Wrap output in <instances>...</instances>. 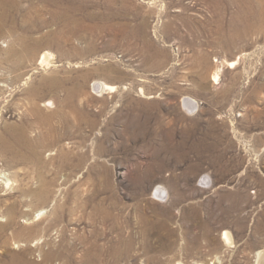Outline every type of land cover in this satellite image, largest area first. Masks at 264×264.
Masks as SVG:
<instances>
[{
	"label": "rangeland",
	"instance_id": "obj_1",
	"mask_svg": "<svg viewBox=\"0 0 264 264\" xmlns=\"http://www.w3.org/2000/svg\"><path fill=\"white\" fill-rule=\"evenodd\" d=\"M263 250L264 0H0V264Z\"/></svg>",
	"mask_w": 264,
	"mask_h": 264
},
{
	"label": "bare ground",
	"instance_id": "obj_2",
	"mask_svg": "<svg viewBox=\"0 0 264 264\" xmlns=\"http://www.w3.org/2000/svg\"><path fill=\"white\" fill-rule=\"evenodd\" d=\"M52 56V55H51ZM50 54L49 53H45L42 57H41V62H40V64H48L49 62H51V61H49L50 60ZM237 64V62L235 61V62H231L230 63V65H231V67H234L235 65ZM218 78V75H215V77H214V80H216ZM113 90V89H115V87H113V86H109L108 84H105V83H99V84H97L96 85V91L97 92H102V91H104V90ZM37 109V108H36ZM39 112V111H38ZM11 212V211H10ZM38 215H40V213L38 214ZM10 219H12L11 217H12V213H10ZM224 239L228 242V243H230V244H232V237H231V235L228 233V232H225L224 233ZM257 264H264V250L263 251H260L259 253H258V260H257Z\"/></svg>",
	"mask_w": 264,
	"mask_h": 264
}]
</instances>
